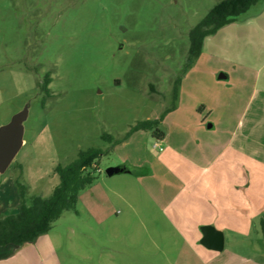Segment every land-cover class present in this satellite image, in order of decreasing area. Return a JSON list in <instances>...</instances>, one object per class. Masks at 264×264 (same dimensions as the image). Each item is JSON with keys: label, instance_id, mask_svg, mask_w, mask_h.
Wrapping results in <instances>:
<instances>
[{"label": "rangeland", "instance_id": "obj_1", "mask_svg": "<svg viewBox=\"0 0 264 264\" xmlns=\"http://www.w3.org/2000/svg\"><path fill=\"white\" fill-rule=\"evenodd\" d=\"M220 1L0 0V128L18 120L23 131L0 172V215L18 210L15 178L29 196L47 197L58 165L103 151L75 210L13 250L28 257L23 264H205L146 184L162 182L159 175L133 176L128 206L116 194L125 192L116 181L123 175L106 174L125 159L133 173L142 162L156 172L166 145L155 148L151 131L124 144L102 136L122 140L138 122L169 113L160 129L173 139H197L200 120L219 144L247 134L251 150L264 154V0L188 56L192 29ZM46 75L51 96L41 90ZM251 237L264 249L262 235Z\"/></svg>", "mask_w": 264, "mask_h": 264}, {"label": "crops", "instance_id": "obj_2", "mask_svg": "<svg viewBox=\"0 0 264 264\" xmlns=\"http://www.w3.org/2000/svg\"><path fill=\"white\" fill-rule=\"evenodd\" d=\"M168 115L163 117L162 124ZM211 129L214 126L204 127L199 120L197 139H173L168 133L156 138L155 148L166 145V150L156 157V172L150 162H142L137 163L138 169L133 173V159L122 160L117 166L124 171L116 175L123 176H118L116 181L123 184L125 192L116 194L130 206L133 176L156 173L162 182L151 178L146 184L157 193L167 219L186 243L193 246L200 262L264 264V249L256 248L251 237L262 235L264 244V154L251 150L247 134L241 141L232 135L219 144ZM129 165L132 167H126ZM207 226L223 232L222 251L202 244V230ZM199 247L205 252L199 253ZM17 248L19 246L0 247V264L28 261L27 256L13 252Z\"/></svg>", "mask_w": 264, "mask_h": 264}, {"label": "trees", "instance_id": "obj_3", "mask_svg": "<svg viewBox=\"0 0 264 264\" xmlns=\"http://www.w3.org/2000/svg\"><path fill=\"white\" fill-rule=\"evenodd\" d=\"M260 0H222L215 5L205 18L190 33L189 53L192 59L197 58L202 50L206 37L215 35L221 28L235 23ZM52 79L46 75L41 90L51 95L49 84ZM163 117L148 119L135 124L122 140H115L111 135L102 137L114 144L125 141L132 133L151 131L156 138L164 136L160 129ZM103 154L98 148L80 151L77 159L68 165H58L55 174L59 183L47 197L28 194V186L18 178L14 184L19 195L17 212L0 215V247L7 245L24 246L35 243L46 234L65 212L75 210L81 191L96 180L97 161Z\"/></svg>", "mask_w": 264, "mask_h": 264}, {"label": "water", "instance_id": "obj_4", "mask_svg": "<svg viewBox=\"0 0 264 264\" xmlns=\"http://www.w3.org/2000/svg\"><path fill=\"white\" fill-rule=\"evenodd\" d=\"M23 145V131L20 121L13 120L11 123L0 128V172H4L11 165ZM122 167H110L106 170L108 176L122 173ZM202 244L208 249L222 251L225 245L223 232L207 226L203 228Z\"/></svg>", "mask_w": 264, "mask_h": 264}, {"label": "flooded vegetation", "instance_id": "obj_5", "mask_svg": "<svg viewBox=\"0 0 264 264\" xmlns=\"http://www.w3.org/2000/svg\"><path fill=\"white\" fill-rule=\"evenodd\" d=\"M194 28H195V27H194ZM194 28H193V29H194ZM193 29H192V30H193ZM189 38H190V36H189ZM189 49H190V47H189ZM188 56H189V58H191L190 53H189V50H188ZM43 94H44V96H48L45 92H44ZM50 96H51V95H50Z\"/></svg>", "mask_w": 264, "mask_h": 264}]
</instances>
